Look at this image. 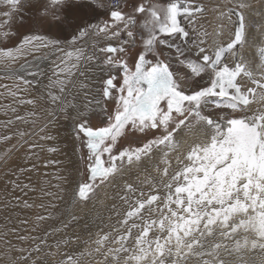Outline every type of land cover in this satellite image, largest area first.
Wrapping results in <instances>:
<instances>
[{
	"label": "snow or ice",
	"instance_id": "1",
	"mask_svg": "<svg viewBox=\"0 0 264 264\" xmlns=\"http://www.w3.org/2000/svg\"><path fill=\"white\" fill-rule=\"evenodd\" d=\"M26 2L7 0L11 11L5 15L9 22ZM100 7H104L102 0H49L44 8L47 25L66 30L72 36L69 43L74 50L64 53L53 72L55 79L49 83L50 89L58 90L56 93L48 92L49 100L54 105L58 104L60 111L67 112L76 107L68 98L77 86L74 77L77 72L83 75L81 61H92L94 58L85 55L83 48L75 47L78 39L88 37L90 32L108 33L114 29L111 37L118 38L123 32L135 44L132 29L136 27L137 20L133 14L112 9L110 21L103 26L83 22L81 13L85 9ZM249 7L247 0H236L235 9L229 8L227 12L220 13L221 18L231 22L235 12L237 20L229 40L220 43L217 39L211 54L204 46V38L209 34L199 33L198 60L185 57L181 61L186 69L183 77L159 58L157 48L171 47L170 38L187 41L189 31L183 26L182 18L192 19L205 11L201 5L194 6L192 0H169L164 6L141 4L134 9L135 13L144 15L142 28L147 32L134 68H129L125 60L115 55L124 53V47L109 45L99 49L109 54L106 64L122 71V83H117L115 75L103 81V97L116 104L114 112L107 116L106 126L93 128L88 125L84 113H78L82 122L77 125V135L82 134L85 138L89 163L88 179L77 186L74 193L76 200L88 202L98 188L113 180L125 167L151 159L157 149L163 153L162 162L165 165L158 185H153L156 194L145 196L140 191L130 202L129 210L120 221L125 231L115 229L117 236L111 243L117 246L106 247L104 251V259L110 264H189L191 259H196L198 264H264V108L250 109L254 100L264 102V46L258 50L261 80L256 79L254 70L237 49L238 45L243 47L247 42L243 10ZM7 35L9 33L5 32ZM221 35L223 25L216 33L217 38ZM60 43L59 39L42 35L25 36L19 47L0 49V64L7 67L20 57L40 49L62 50ZM177 52L183 56L179 47ZM233 56L237 59L230 64L228 60ZM28 69V65L21 67V71L28 76L39 75ZM205 76L207 86H193L195 80H203ZM12 77L19 81L14 86L15 90L8 91L13 97L18 96L22 86L23 91H27L29 86L38 83L15 72L11 73ZM245 77L255 87H243ZM190 80L193 83H189ZM80 87L86 85L80 84ZM19 103L35 104V101L20 99ZM210 107L221 109V115L214 118L202 111ZM29 115L34 116L35 113ZM16 119L22 121L25 117L16 116ZM201 124L211 129L210 138L191 146L183 160L178 158L180 168L169 176L171 162L167 156L177 149L175 134L182 128L191 131ZM148 132L159 135H153L135 146L118 147V142L127 135H146ZM163 177H168L167 182ZM159 186L165 189L163 197L159 194ZM126 191L136 193L137 189L128 184ZM122 199L128 202L127 196ZM25 206L32 205L25 201ZM37 219L47 217L38 216ZM132 229L138 230L135 236ZM18 238L29 239L26 236ZM208 238H213V242L207 243ZM106 241H109L108 234L98 238L94 251L99 253ZM5 244L9 246V251L13 250L10 241L5 240ZM40 250L37 244L34 251ZM18 251L24 252L25 249ZM249 253L255 255L249 259ZM225 254L234 259L228 261ZM30 255L29 252L18 259L27 261ZM85 255L92 253L83 252L76 258L68 256L62 264H79Z\"/></svg>",
	"mask_w": 264,
	"mask_h": 264
},
{
	"label": "rangeland",
	"instance_id": "2",
	"mask_svg": "<svg viewBox=\"0 0 264 264\" xmlns=\"http://www.w3.org/2000/svg\"><path fill=\"white\" fill-rule=\"evenodd\" d=\"M141 1L124 0V3L118 9L129 13L131 12V5ZM234 1L192 0L194 6L197 4L201 5L205 11L196 14L192 19L182 18L185 29L189 31L185 48L187 50L188 48H194L196 46L195 43L199 42L198 34H194L195 31L207 32L209 34L205 37L209 44L207 47L212 52L213 50L210 47L212 46L213 48V38L217 37V31H215V34L213 33L215 30L213 27L217 21L219 26L226 24L229 28L226 36L217 38L221 39V43H226L235 29L236 16H234L235 12H233L234 15L232 14L230 22L227 18H221L220 13L227 12L229 8L235 9L236 2ZM255 1L257 4L250 5V7L258 8L259 10H251L249 12H247V9L243 10L247 25V42L245 44L247 45L249 42L253 46V51L250 52L245 44L243 47H239L238 51L240 52L241 50L239 54L241 56L244 55V60L248 64L249 58L247 59L246 57L251 56L253 65L259 70L260 60L257 52L259 47L264 46V5L261 3L264 0ZM48 3L49 0H27L23 9L19 13L13 14L9 22V18L6 17L5 13L11 11L10 6L7 0H0V49L17 48L23 42V38L29 35H42L49 39H59L61 42L59 48L62 49L59 51L52 48L40 49L27 55L28 58L25 56L20 57L19 59L21 60L18 59L7 67L4 64H0V174L3 177V181L0 183V194L7 193L8 195L7 191L13 193L19 184L27 190H32L35 194L32 197L35 203L33 200H24L23 206L26 201L32 207L37 206L38 209V211H29L27 215L28 220L23 236L29 239H19L18 245L0 258V264H33V262L34 264H62L68 256L76 258L83 252H91L92 255L83 256L79 260V264H110V261H105L104 259L105 248L117 246L111 243L117 236L115 229H119L120 232L125 231V228L121 227L120 221L124 219L125 213L129 210L130 202L135 196L140 191H143L145 196L150 193L156 194V189L153 185H158L165 167L162 162L163 153L159 149L155 150L151 159L134 164L131 167H125L113 180L98 188L96 194L88 202L78 201L74 193L77 186L88 179L87 164L89 163L85 138L82 134L77 135V125L82 122V118L78 113H84L88 125L96 128L106 126L107 116L111 115L116 107L113 100H106L103 97V81L109 76L115 75L117 83H122L120 78L123 73L119 68L106 64L105 60L109 54L100 52L99 49L105 48L112 43H114V46L124 47V53L115 55L125 60L129 68H134L143 47L138 46L139 44L134 47L132 39L123 32L118 38L111 37V31L114 29H110L108 33L97 34L90 32L88 37L78 39L75 47L83 48L85 55L94 57L92 61H81L80 71L83 72V75L77 72L76 77H74L77 86L71 91L72 95L75 93L76 96L68 98L72 99L73 103L78 106L63 112L59 110L58 104L47 105L46 103L48 112L43 116L42 122L17 133L14 127L21 122H25L26 118L29 119V113H33L32 110L36 108L34 104H20L19 100L21 97L19 96L23 95L24 98L22 99L26 100L32 97L31 100L34 99L36 102L35 95L30 90L40 95L41 93L44 96L46 94L47 97L49 91L56 93L53 90L54 88H49L50 80L55 79L53 72L56 64L64 57L66 51L74 50L69 43L72 36L68 31L54 29L47 25L44 8ZM102 3L104 7L85 9L81 13L84 23L103 26L105 22L110 21V10L113 1L102 0ZM198 17H204L202 29H199L196 25ZM5 32H8L9 35L5 36ZM124 41L128 42L123 43ZM187 53L191 54L190 52ZM235 58L237 59L234 56L230 57L228 62L233 64V59ZM23 65H28L29 71L38 72L39 75L36 77L26 75L25 72L21 71ZM258 70L257 74L255 73L256 79L261 80L260 70ZM13 72L25 75L28 80L35 79L38 83L29 86L30 90L27 91H23L22 86L19 92L20 95L18 93L16 97L9 96V89L15 90V84L19 83L15 77L10 78ZM244 79L242 86H245V88L255 87L246 77ZM204 80L200 83L198 82L199 80L195 81V83L190 82L193 83L194 87H203L208 84L207 77ZM80 84L88 85L86 89H89L86 90L85 87H80ZM257 91L259 92L260 90L257 89ZM46 100L49 102V97ZM20 107L22 110H19ZM13 108L16 109L15 112L12 111ZM261 108H264V102L258 103L254 100L250 105L252 111ZM202 111L205 114H211L214 118L219 117L222 112L221 109L211 107L202 109ZM16 116L25 117V120H17ZM10 120H13L11 124L8 123ZM61 120L65 121L61 129L56 128V123ZM20 126L22 127V125ZM42 128L44 131H41ZM21 133H24V135L21 136ZM153 135H159V133L148 132L146 135H127L126 138L118 142V147L138 145ZM210 135L211 129L203 124L194 127L191 131L180 129L175 134L177 149L169 152L167 156V159L171 162L169 176L180 168L177 159L183 160L191 146L196 143L206 142ZM5 136H10L11 139L4 140L3 137ZM42 137H51V139ZM58 146L62 147V149H59ZM49 149H55V151H50ZM15 163H17L16 167H14ZM30 171L33 173L32 180L26 178L27 173H30ZM42 175L49 179H42ZM163 179L167 182L168 177H163ZM50 184L55 187L50 189ZM128 184L137 189V192L128 193L126 191V185ZM48 193H51L54 198L46 200ZM159 194L162 197L165 194V189L162 186H159ZM124 196L128 197V202L122 199ZM38 205H40V208ZM7 207V211L16 209L13 204H7ZM17 213L19 216L25 215L22 209L17 210ZM38 216H44L47 219L38 220ZM28 222H30V226L27 225ZM131 223L132 221L130 220L129 224ZM137 231V229H132V235L135 236ZM105 234L109 235V241H106L105 245L101 247V251L97 253L94 251L97 247L95 241ZM42 241H46V243H42ZM206 242H213V238H208ZM58 243L59 247H57ZM37 244L41 248L39 252L34 251ZM129 244H131V240H129ZM21 248L25 249V251H18ZM29 252L31 255L27 261L18 259L20 256H27ZM253 255L255 254L249 253L247 258L250 259ZM225 258L228 261L234 259L226 254ZM189 264H198V261L191 259Z\"/></svg>",
	"mask_w": 264,
	"mask_h": 264
},
{
	"label": "bare ground",
	"instance_id": "3",
	"mask_svg": "<svg viewBox=\"0 0 264 264\" xmlns=\"http://www.w3.org/2000/svg\"><path fill=\"white\" fill-rule=\"evenodd\" d=\"M230 1H232V0H230ZM234 2H236V1H234ZM248 3L250 5H256L257 4L255 0H248ZM261 3L264 5V2H261ZM263 9H264V7H263ZM251 10L256 11V10H259V9L258 8L257 9H254V8H251V7L247 8V12H249ZM220 28H221V25H220ZM228 32H229V28L226 26V24L223 25V35H221V36L222 37L223 36H226V34ZM216 40H217V37L213 38V41L214 42ZM246 46H248V49H249L250 52L253 51V46H251L249 44V42H248V44ZM240 52H241V50H240ZM30 54H32V53H30ZM30 54H27V55H30ZM27 55H25L26 58H28ZM251 55H252V53H251ZM242 56H244V55H242ZM246 58L247 59L249 58L248 59L249 66L254 70V73H256V66L253 65V60H252L251 56L246 57ZM19 60H21V59H19ZM87 87H88V85L85 87V89ZM243 87H245V86H243ZM88 89H86V90H88ZM28 90H30V88H28ZM53 90L56 91V92L58 91L57 89H53ZM30 91L35 95V98H36V102L34 104V106L36 108L34 110H32L33 113H35V115L34 116H29L30 118L29 117H28L29 119L26 118V121L25 122H21V123H19V125H17L16 127H14V129H15V131L17 133H19V131L20 132H23L24 130H26L25 128L32 127L35 124H38V123L42 122L43 116H45L46 113L48 112L47 105L48 104H52L50 101L47 102L46 99H48V97H47L46 94L44 96L43 93H41V95H40V94L34 93L32 90H30ZM28 93H29V91H28ZM19 95H20V93H19ZM9 96H11V95H9ZM72 96L75 97L76 94L74 93ZM19 97H21V99L24 98L23 95H21ZM25 97H27V96H25ZM31 98H29V99H31ZM46 103H47V105H46ZM20 106H22V105H20ZM77 106L78 105L76 104V107ZM30 107H32V106H30ZM20 109H21V107L19 108V110ZM25 112H26V110H25ZM64 122H65L64 120H61L60 122H57L56 123V128L61 129V127H62V125H63ZM20 125H22V127ZM58 148L59 149H62V147H59V146H58ZM16 166H17V163H15V166L14 167H16ZM28 173L26 175V178H28V180H32L33 179V173L31 171H30L29 174ZM41 178L44 179V178H47V177L45 175H42ZM47 179H49V178H47ZM2 181H3V177L0 174V183ZM46 185H48V184H46ZM49 186H50V189H53V187H55L52 184H50ZM46 189H48V188H46ZM7 192H8V195H7V193L0 194V258L3 257L4 255H6V253H9V250H8L9 246L5 244V240L10 241L11 242V246L18 245V241H20L18 237L23 236L24 235V232H25V225H26V222L28 220V216H27L28 215V212L29 211H38L37 206H34V207H32V206L31 207H26L25 205L23 206L24 200H28V201L33 200V202L35 201L32 198V197L35 196V194L33 193L32 190H27L25 187H21V185L18 184L16 186V190L13 193L11 191H7ZM46 198H47L46 200H49V199H53L54 197H53V195L51 193H48V195L46 196ZM7 204H13V205H15L16 206V209L15 210H11V211H7V209H8ZM39 206L40 205H38V207ZM19 209H22V211L25 213V215L19 216L18 213H17V210H19ZM29 224H30V222L27 223V225H29ZM13 229L15 231H13ZM5 233H7L6 236L4 235ZM2 253H5V254L2 255Z\"/></svg>",
	"mask_w": 264,
	"mask_h": 264
},
{
	"label": "crops",
	"instance_id": "4",
	"mask_svg": "<svg viewBox=\"0 0 264 264\" xmlns=\"http://www.w3.org/2000/svg\"><path fill=\"white\" fill-rule=\"evenodd\" d=\"M167 2H169V0H142L141 2H136L135 4L131 5V12H129V13L123 12V13H126V14H133V15L136 16L137 25H136V27L134 29H132L134 31V33H135V36H134V39H135L134 47H136L135 45H138V44H139L138 46H142L143 47V39L146 38V36H147L146 30L142 28V21H143V19L145 17H144L143 14L135 13L134 9L138 5H141V4H143L145 6H148V5L164 6V5L167 4ZM203 18H199V17L197 18L196 25L198 26L199 29H202V23L204 22ZM182 24L184 26V20L183 19H182ZM218 24L219 23L217 21V23L215 24L213 29H215ZM199 33H201V32H199V31L196 32L195 31L194 34L195 35L196 34L199 35ZM170 39H171V44H172L171 47L158 46L157 51L160 53V57L159 58H162L163 60H165V62L169 63V65L171 66L172 70L174 72H176L178 75L183 77V76H185L186 69L182 65L181 61L184 60L185 57H187L188 59L194 60V61L198 60V47H197V44L199 42L195 43L196 46L194 48H188V50H187L185 48V40H183L181 38H170ZM205 40H206V45H204V46H206L208 53L211 54L212 52L210 50H208L209 47H207L209 45L208 44V40L206 38H205ZM219 41L221 43V40H219ZM111 46H114V43H112ZM177 47H179L180 50L183 52V56H181L180 53L177 52ZM239 47L240 46L238 45L237 49ZM210 48L213 50L212 47H210ZM187 52H190L191 54L189 55ZM186 55H188V56H186ZM235 60H236V58L233 59V63H234ZM190 81L193 82L192 80H190ZM190 81H189V83H191ZM195 81H198V80H195ZM203 81H205V80L204 79L203 80H199L198 82L200 83V82H203Z\"/></svg>",
	"mask_w": 264,
	"mask_h": 264
},
{
	"label": "built area",
	"instance_id": "5",
	"mask_svg": "<svg viewBox=\"0 0 264 264\" xmlns=\"http://www.w3.org/2000/svg\"><path fill=\"white\" fill-rule=\"evenodd\" d=\"M113 1V3H112V6H111V8L112 9H118L123 3H124V0H112ZM111 9V10H112ZM235 14V13H234ZM236 16V15H235ZM236 19H237V16H236ZM258 53V52H257ZM257 70L258 69H256V74H257ZM259 71V70H258ZM260 72V71H259Z\"/></svg>",
	"mask_w": 264,
	"mask_h": 264
},
{
	"label": "water",
	"instance_id": "6",
	"mask_svg": "<svg viewBox=\"0 0 264 264\" xmlns=\"http://www.w3.org/2000/svg\"><path fill=\"white\" fill-rule=\"evenodd\" d=\"M218 30H220V26L219 25L216 26V28H215L213 33L215 34V31H218Z\"/></svg>",
	"mask_w": 264,
	"mask_h": 264
}]
</instances>
